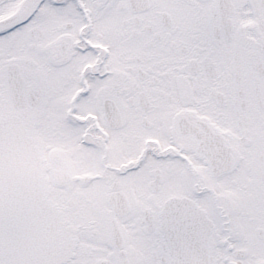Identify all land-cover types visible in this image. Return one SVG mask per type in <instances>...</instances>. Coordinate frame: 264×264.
Returning <instances> with one entry per match:
<instances>
[{
  "label": "snow or ice",
  "instance_id": "6c2138e0",
  "mask_svg": "<svg viewBox=\"0 0 264 264\" xmlns=\"http://www.w3.org/2000/svg\"><path fill=\"white\" fill-rule=\"evenodd\" d=\"M0 264H264V0H0Z\"/></svg>",
  "mask_w": 264,
  "mask_h": 264
}]
</instances>
